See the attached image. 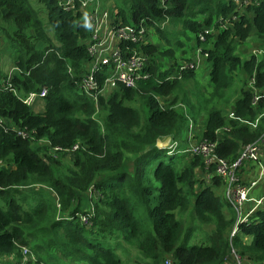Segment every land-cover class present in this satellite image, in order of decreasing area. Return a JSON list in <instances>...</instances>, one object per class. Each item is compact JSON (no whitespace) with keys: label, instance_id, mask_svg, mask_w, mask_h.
Here are the masks:
<instances>
[{"label":"trees","instance_id":"16d2710c","mask_svg":"<svg viewBox=\"0 0 264 264\" xmlns=\"http://www.w3.org/2000/svg\"><path fill=\"white\" fill-rule=\"evenodd\" d=\"M38 2L46 13L45 25L27 0H0V16L14 26L21 51L14 62L17 75L5 81L0 74V259L13 258L0 264H19V247L28 250L27 264H121L112 248L119 244L136 249L147 261L137 264H165L167 259L170 264H224L230 251L241 264H264V197L229 237L235 217L228 214L231 208L223 194L214 192L223 190L221 179L213 175L198 180L204 172L199 157L183 152L176 159L175 151L156 148L157 141L178 139L187 127V115L161 106L157 99L180 92V81L194 72L177 68L176 77L169 78L172 70L155 71L153 60L156 55L172 58L183 46L180 37L193 41L191 52L199 48L206 54L208 100L222 98L240 77L239 97L228 112L236 119L209 110L200 133L201 140L216 142L218 158L231 163L243 146L264 137V117L253 129L239 122H253L264 110V54L241 61L236 53L250 34L253 48L264 49V0H113L118 24L146 26L165 45L141 47L150 58L147 81L98 99L100 110H106L102 124L95 105L77 92L87 60L85 17L78 10H62L54 0ZM44 26L56 44L49 42ZM204 30L209 32L200 42L198 34ZM37 42L45 44L38 52L33 47ZM247 81L252 90L246 88ZM42 89L43 110L34 113L20 97ZM253 91L260 97L255 106L250 104ZM135 98L147 108L143 124L126 105ZM221 128L228 132L216 136ZM19 130L29 138L19 137ZM125 156L131 157L129 172L123 170ZM165 156L167 161L162 160ZM62 160L69 165H60ZM131 202L145 209L146 231ZM188 207L193 225L183 233L174 213ZM197 226L212 230L204 242L188 246L186 236Z\"/></svg>","mask_w":264,"mask_h":264},{"label":"built area","instance_id":"2783aa9c","mask_svg":"<svg viewBox=\"0 0 264 264\" xmlns=\"http://www.w3.org/2000/svg\"><path fill=\"white\" fill-rule=\"evenodd\" d=\"M54 1L64 11H80L88 25L89 34L85 41L87 60L82 65L83 72L78 80V88L82 96L96 105L98 99L104 95H108L118 88L136 89L139 83L145 82L150 78L148 71L149 57L141 50V47L147 44L143 25L130 26L118 24L108 10L99 8L100 0ZM232 2L246 4V0H232ZM233 18L231 17V19ZM208 32V30H204L202 34H198V40L203 42L204 36ZM261 53H264V50L257 54ZM195 55L196 57H206V54L201 55L199 48L196 49ZM6 80H9V77H6ZM248 85L250 90H252L251 82H248ZM44 95L45 90L42 89L38 92L27 93L23 97H20V101L26 106H31L35 100L42 99ZM259 99L260 97L253 91L251 106H255ZM262 117H264V110L253 122L238 120L243 125L253 129ZM227 118L236 119L231 113H228ZM0 122L2 121L0 120ZM221 132H228V130L227 128H221L216 130L214 134L218 136ZM16 133L23 139L29 138L30 135L25 130H19ZM263 144L264 137L243 146L237 158L231 163L216 156L214 151L216 148L215 141L202 139L200 143L196 145L192 144L188 150L189 155L201 159L204 165L206 180H210L211 176L214 175L222 181L223 198L236 214L229 237L236 232L237 225L246 222L251 212L262 204L263 198L259 200L249 199V191L254 187L255 182L247 187L244 186L238 178V171L244 163H251L261 168L260 159L261 154H263ZM75 148L76 146L71 149L74 150ZM171 149L173 150V148ZM247 203H250L252 206L244 213V205ZM229 254L235 259V264H241L231 251ZM19 255V264L30 262V256L26 248L19 247ZM12 260L13 258H4L0 259V262L4 261L3 263H5ZM165 264H170V262L166 261Z\"/></svg>","mask_w":264,"mask_h":264},{"label":"rangeland","instance_id":"374dc122","mask_svg":"<svg viewBox=\"0 0 264 264\" xmlns=\"http://www.w3.org/2000/svg\"><path fill=\"white\" fill-rule=\"evenodd\" d=\"M31 9L33 10L35 17L38 21H40L42 24L45 25L46 23V13L44 10V7L42 4L38 2V0H27ZM116 3V0H114ZM99 8L104 10H108L109 13L114 16V10L115 5L113 3V0H100ZM239 11H242V8L238 9ZM115 17V16H114ZM233 17V16H232ZM134 26V25H133ZM165 30L170 31V26L164 24ZM45 28V26H44ZM221 28V27H220ZM46 33L49 37V42L52 44H56L55 39L52 36L51 30L45 28ZM145 31V41L147 43H150L157 48L163 47L165 45L164 41L160 40L158 36H156L150 28L144 26ZM23 33L29 34L28 30H23ZM160 42H158V40ZM183 43L182 48L180 50H175L174 56L172 58L159 57L155 56L153 57L154 65H155V71L159 72H165L167 70H172L170 73L169 78L176 77V71L178 69H182L185 72L187 70L192 71L193 74L190 79L186 81H180V92H177L173 94L170 97L166 98H159L157 99L158 104H160L163 107H169L172 111L183 113L184 115H187L185 125L186 128H184L182 131L179 132V138L178 139H161L156 142V148L159 149H166L169 151H175V157L176 159H181V154L183 152H187L192 144H198L200 143L201 137L200 133L203 128V122L206 117V112L209 110H218L221 112L223 116L226 115L231 109V106L235 100L239 97V90L242 87V81L240 77H235L233 79V83L229 90L224 92V95L220 99H214V100H208V97L211 92V87L208 83L207 79V71H208V63L205 61V59L202 56L196 57L195 52H191V49L194 47V42H186L183 38L180 37V39ZM254 40V36L250 34L249 38L240 46L236 47V53L238 54L240 60H244L247 56L252 55L253 53L255 56L262 55L257 54L260 51H263L264 49L261 48H253L252 41ZM45 46L44 43L37 42L34 43L33 47L35 51H40ZM18 52L20 51V48L18 46V39L16 38L14 34V26L9 23L8 21L4 20L3 17L0 16V74L2 71H7L12 65H14L15 59L18 56ZM150 59V58H149ZM3 65V66H1ZM247 81L246 88H249ZM80 93V91H77ZM113 93V92H112ZM111 94V93H110ZM108 95H104L102 99L107 98ZM127 106L133 108L139 117L140 124H143L147 118V108L143 103V100H136V98L133 101H130L126 103ZM188 105L192 107V112H188ZM39 106L43 108V101L37 99L35 103L33 102L31 104V109L34 112H37L39 110ZM97 117L99 119V124H102L104 121V118L106 116V110L102 109L100 110L99 105H95ZM100 115V116H99ZM190 126V128H189ZM190 129H192L190 131ZM173 148V150L171 149ZM47 155H53L51 152H48ZM60 161V157H57ZM168 157H163L162 160L167 161ZM130 160L131 157L125 156L124 158V165L123 170L124 171H130ZM172 160H174V157H172ZM186 160V159H185ZM185 164V162L183 163ZM181 167H184L186 165H183ZM60 165L62 166H68L69 161L68 160H62ZM261 168H258V166L254 167L251 166L249 176L246 180L241 179V177H245L247 170H244V176L243 171L240 173V176L238 175V178L244 186H249L255 182V184H258L256 187L257 189L264 188V179H261L264 176V165L261 164ZM174 169H177L176 166H174ZM262 172V173H261ZM207 174V173H206ZM206 180L205 170L204 172H200L198 174V180L203 179ZM157 186V184H156ZM222 191V189H221ZM82 196V203L81 207L83 209H86V202L85 198L89 195V192L83 194ZM157 196V191L153 192V197L155 198ZM191 202V201H190ZM192 203V202H191ZM155 204V199L152 200L150 207H152ZM3 206V203L0 202V207ZM264 206V203L263 205ZM130 208L136 217L137 221L139 222V225L141 227L142 231H146L148 227V219L146 216L145 209L136 204L135 202L130 203ZM226 211H228L226 209ZM228 214H231L236 218V214L230 209V212ZM174 217L176 220L180 221L182 224V230L183 233L185 230L193 225L192 221V213H191V207H188V209L183 213H174ZM205 226H197L190 235L186 236V244L188 246L200 244L201 242H204L207 231L204 228ZM112 248H115L116 255L121 261V264H137L141 262H147L145 259L141 257L139 252L132 248L131 246H125L124 244H119L118 246ZM167 262H171L170 259H167Z\"/></svg>","mask_w":264,"mask_h":264},{"label":"crops","instance_id":"0c3cea01","mask_svg":"<svg viewBox=\"0 0 264 264\" xmlns=\"http://www.w3.org/2000/svg\"><path fill=\"white\" fill-rule=\"evenodd\" d=\"M1 66H3V65H1ZM2 72H3V74L1 73V75H4L5 78L6 77H10L12 75H17L16 68L13 65L7 71H5V72L2 71ZM39 100H42V99H39ZM35 101H34V103H35ZM42 110H43V108L41 106H39V110L37 112H34L33 110L32 111L34 113H41ZM260 162H261V164L264 165V155L263 154H261ZM250 165L256 167L254 164H251V163H244L240 167V169L238 171L239 177H241L240 173L242 171H243L242 175L244 176V170H247V173H246L245 177H243V178L241 177V179L246 180L247 177L249 176V173L251 171V169H250L251 166ZM261 179H264V176L262 178H260V180ZM257 186H258V184H255L254 187L249 191V199H251V200H259V199H262L264 197V188L257 189L256 188ZM214 192H216V195H220V196H222V194H223V190L221 191V189L220 190H214ZM263 203H264V201H263ZM251 206L252 205L250 203L245 204L244 205V213H246L248 211V209L251 208ZM204 228L207 231V234L210 233V231L212 230V228L210 226H205ZM245 241L248 242L249 240L245 239ZM224 264H235V259L233 258V256L231 254L228 255V258H227V260L225 261Z\"/></svg>","mask_w":264,"mask_h":264}]
</instances>
